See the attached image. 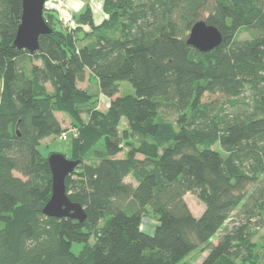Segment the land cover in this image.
Listing matches in <instances>:
<instances>
[{
	"label": "trees",
	"instance_id": "1",
	"mask_svg": "<svg viewBox=\"0 0 264 264\" xmlns=\"http://www.w3.org/2000/svg\"><path fill=\"white\" fill-rule=\"evenodd\" d=\"M102 10L99 24L88 7L74 15L80 27L68 33L44 9L52 32L30 53L12 46L21 0H0V264H264V237L254 241L264 225V0H103ZM198 21L222 36L206 53L186 42ZM87 71L110 100L105 112L77 87ZM123 81L134 94L117 96ZM57 114L75 128L79 163L65 187L82 222L42 213L51 173L38 147L64 133ZM186 193L204 205L199 217Z\"/></svg>",
	"mask_w": 264,
	"mask_h": 264
},
{
	"label": "water",
	"instance_id": "2",
	"mask_svg": "<svg viewBox=\"0 0 264 264\" xmlns=\"http://www.w3.org/2000/svg\"><path fill=\"white\" fill-rule=\"evenodd\" d=\"M48 0H21V19L12 46L34 53L38 39L49 34L52 28L44 20V8ZM221 33L204 21L196 22L190 29L187 44L201 53L209 52L221 44ZM79 161L67 159L60 153H50L47 164L51 173V196L42 213L51 218H71L82 222L86 218L84 209L72 202L66 193L65 179L77 167Z\"/></svg>",
	"mask_w": 264,
	"mask_h": 264
},
{
	"label": "rangeland",
	"instance_id": "3",
	"mask_svg": "<svg viewBox=\"0 0 264 264\" xmlns=\"http://www.w3.org/2000/svg\"><path fill=\"white\" fill-rule=\"evenodd\" d=\"M61 5L58 8H55L56 5H54L53 9H51V11H54L55 14H57V24L56 27L60 28L62 31L65 32H72L76 29H78L80 27L79 24L76 23L75 19H74V15H78V13L82 12L86 7H88L93 15V19L96 16V20L99 21V19H102L103 17V10H102V1L101 0H87L83 3V7L80 10H76L74 7H70L67 3L66 0H62V2L60 3ZM59 11V12H57ZM65 19L66 22H62L61 20H59V17ZM95 22V19H94ZM83 30H85L86 32L89 31V28L87 26H82ZM240 39H246L249 38L247 36V34L245 32L240 34ZM37 63V62H36ZM39 63V62H38ZM119 92L117 96H124L127 94H134L132 87L130 86V84L128 82H119ZM77 87L81 90L87 91L89 94L93 95L94 99H96V108L101 111V112H105L110 100L104 96H102L99 93L98 90V85L97 82L94 78V76H92L90 74L89 71L86 72V76L84 81L77 83ZM247 95V93L245 94ZM204 102H213L215 108H217L218 110L220 109L219 107L223 108V109H228L227 105L223 104L221 97L218 95H205ZM231 110V109H230ZM227 113V111H226ZM57 118L62 126V128L64 129V136H58V137H51V138H47L43 141H41L38 149L40 151V153L43 156H48L51 152L53 153H60L62 155H64L67 159H71V145H72V139L74 136H72L74 134V127L72 125V119H70L68 116L63 115V114H57ZM82 121L85 122L86 121V116L84 114H82ZM124 127H126V123L125 121H122L120 129H123ZM73 133V134H72ZM217 148V147H215ZM119 156H122V154H120ZM139 157V156H137ZM18 175V174H16ZM126 182L131 183L132 185H135V182L132 180L131 177L126 178ZM184 201L186 203V205L188 206L190 212L193 214L194 217H199L203 210H204V205L196 198L195 195L191 194V193H186L184 195ZM237 213L238 211H234L233 212V216L232 218L227 222L228 226H231L233 223H235L236 220H238L237 218ZM156 225V222L154 220V218H152L151 214H147L144 216L143 221H142V230L147 233V234H151L153 232L154 226ZM257 229V235L254 238V241L256 242H260L261 238L264 237V225L262 227H258ZM217 237L213 238V241L216 242ZM83 248V244L82 243H73L71 245V251L74 254H78L81 249ZM196 256V252H193L191 254H189L184 260L183 262H193L194 258ZM201 259L196 260L194 263H199Z\"/></svg>",
	"mask_w": 264,
	"mask_h": 264
},
{
	"label": "crops",
	"instance_id": "4",
	"mask_svg": "<svg viewBox=\"0 0 264 264\" xmlns=\"http://www.w3.org/2000/svg\"><path fill=\"white\" fill-rule=\"evenodd\" d=\"M66 1L70 7H74L78 11L83 7V3L87 0H66ZM101 1L103 3V0ZM94 19H95V24H99L102 20V19H99V21H97L96 16L94 17Z\"/></svg>",
	"mask_w": 264,
	"mask_h": 264
},
{
	"label": "built area",
	"instance_id": "5",
	"mask_svg": "<svg viewBox=\"0 0 264 264\" xmlns=\"http://www.w3.org/2000/svg\"><path fill=\"white\" fill-rule=\"evenodd\" d=\"M61 2H62V0H48L47 3L45 4V8L44 9H49V10L53 9L54 5H52V4H55L56 5L55 8H58L61 5L60 4ZM57 12H59V11H57ZM58 17H59V20H61L62 22H66L65 19L61 18L60 16H58ZM64 135H65V133L62 134V136H64Z\"/></svg>",
	"mask_w": 264,
	"mask_h": 264
}]
</instances>
